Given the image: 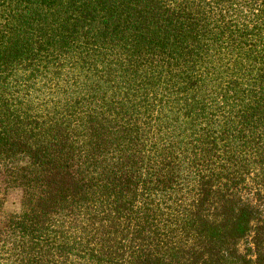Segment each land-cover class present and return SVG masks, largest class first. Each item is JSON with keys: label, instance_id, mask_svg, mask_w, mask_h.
Here are the masks:
<instances>
[{"label": "trees", "instance_id": "trees-1", "mask_svg": "<svg viewBox=\"0 0 264 264\" xmlns=\"http://www.w3.org/2000/svg\"><path fill=\"white\" fill-rule=\"evenodd\" d=\"M0 176V264H264V0H0Z\"/></svg>", "mask_w": 264, "mask_h": 264}, {"label": "rangeland", "instance_id": "rangeland-1", "mask_svg": "<svg viewBox=\"0 0 264 264\" xmlns=\"http://www.w3.org/2000/svg\"><path fill=\"white\" fill-rule=\"evenodd\" d=\"M1 180V176H0ZM0 196L2 200L0 201V208L6 211L19 210L21 202V190L18 188H9L6 190L3 183L0 181ZM2 212H0V217Z\"/></svg>", "mask_w": 264, "mask_h": 264}]
</instances>
